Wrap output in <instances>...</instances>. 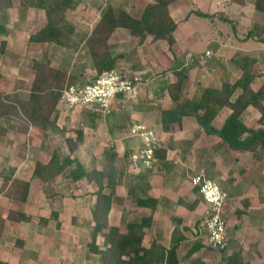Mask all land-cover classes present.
Instances as JSON below:
<instances>
[{"label": "rangeland", "instance_id": "rangeland-1", "mask_svg": "<svg viewBox=\"0 0 264 264\" xmlns=\"http://www.w3.org/2000/svg\"><path fill=\"white\" fill-rule=\"evenodd\" d=\"M151 1L75 0L72 9L67 10L65 22L72 27L71 32L75 27L80 29L78 39L72 38L70 48L65 49H58L55 44H28L25 39H13L12 45L9 41V47H5L4 53H0V92L15 93L14 96L26 99L32 86V77L34 78L32 65L35 60L49 59L50 65L57 69L60 65L67 66L69 71L74 69L76 81L80 84L91 81L95 72L90 68L85 38L98 23L101 13L108 6H113L138 14ZM175 4V18L183 23L187 21L186 25L180 26V46L177 53L184 56L181 57L184 62L187 59L190 62L191 55L205 57L207 50L212 52L210 58H201L189 63L192 68L184 82L183 94L191 97L197 90L210 87L209 80L205 78L208 68L213 66L212 69H217L223 74L224 62L234 56L233 45L244 39L253 23L263 22L264 17L255 12L251 3L242 7L230 3V0H178ZM197 12L210 14V17H201ZM67 18L77 25L74 27ZM233 23L237 24L236 31L240 29L241 37L234 35ZM189 24L194 27L193 30L191 27L187 28ZM151 40V37H147L143 43H139L137 36H131L128 31L121 29L115 30L109 40L114 55L124 53V57L117 59V64L129 78L135 80L139 90V98L126 103V108L130 110L137 105L142 113L139 119L126 116L121 118L123 103L115 105L112 117L124 123L122 131H114L118 137L123 138L121 141L112 143L108 140L109 117L98 114L93 116L81 108L58 106V130H53L50 133L51 138L46 140L43 133L36 130L32 131V138L27 135L17 136L14 122L0 120V214L6 212L10 205L7 204V197L1 194L5 176L15 175L29 179L36 161H47L53 148L66 138H75L79 129L83 131V142L76 151V157L86 168H104L107 146L114 144L122 157L125 148L129 150L136 147L135 142L127 137L129 129L136 123H143L155 129L160 143L169 149L166 160L172 162L173 168L166 167L163 171L170 176H176V183L180 187H190L192 177L203 174L215 180L230 197L225 214L230 236L229 249L224 252L217 251L203 243L192 256L185 257L192 246L189 241L186 246L178 249L179 254L188 259H183L181 264H195L194 261L197 264H223L224 256L237 251L242 252L244 261L248 264H264V153L235 151L222 143L218 136L209 135L198 126L194 129L191 124L194 121L186 122L181 130L165 132L162 129L164 124L161 115L162 111L170 106V102L160 88L165 81L173 78L164 74L169 62L173 60V54L167 42ZM216 40H221L222 43ZM249 50L259 59V64L256 65L257 73H262L260 66L264 65V43L255 39L249 45ZM19 78L22 80L19 82L20 86L16 87L13 81ZM258 78L254 83L255 87H259L263 81V77ZM243 119L248 125L255 126L258 118L253 112H246ZM6 125L10 129L6 128L4 131ZM91 125L96 127L93 129ZM123 162L126 163H118L115 168L124 171L126 181L139 180L135 178L137 175L133 174H139L141 169L134 171L129 159ZM153 168L154 178L159 169L158 165ZM145 171L140 177L145 175ZM58 180L46 184L41 178L34 179L31 182L32 192L28 205L10 199L12 206L13 202H17L14 205L16 208L24 210L26 206L34 221L27 226H19L16 231L2 234L4 239L0 246L6 249H2V254H7V264H100L98 255L90 249L94 227L93 222V225L91 224V211L97 203V197L92 194L97 187L94 184L79 185L77 189L68 183L63 185ZM49 195H55L57 200ZM250 200L252 203L246 207L245 203ZM50 203L52 204L49 206ZM55 208L60 212L58 221L50 219ZM245 209L248 210L247 213ZM203 211L202 206L193 228L202 221ZM48 217V224L43 226L41 218ZM57 222H60V227ZM19 242H22V245ZM192 243L194 244V241ZM99 247H102V241L99 242ZM11 250L14 253H10Z\"/></svg>", "mask_w": 264, "mask_h": 264}, {"label": "trees", "instance_id": "trees-1", "mask_svg": "<svg viewBox=\"0 0 264 264\" xmlns=\"http://www.w3.org/2000/svg\"><path fill=\"white\" fill-rule=\"evenodd\" d=\"M176 0H152L137 14H134L122 7L108 6L101 15L98 23L91 33L85 38L90 58V68L95 72L92 80L97 78L104 71H118L122 76L128 75L122 67L118 66L117 59L124 57V53L114 55L112 45L109 40L117 29H125L131 36H137L139 43H143L147 37H151L152 42L163 40L168 43L169 50L173 54L172 62H169L164 74L173 75L174 79L165 81L162 92H167L174 107L162 111L163 129L168 130L171 125L181 124L184 117H193L203 127L209 135H216L222 143H225L233 150H246L252 153H264V72H256L258 58L249 54L236 59V65L241 70L240 76L235 82H224L221 87H203L197 90L191 97L184 96V82L188 77L192 64L189 65L175 52L176 40L174 32L177 23L170 14L169 6ZM75 0H21V5L25 8L34 7L44 10L46 15V25L36 33L29 36L30 43L55 44L63 48H70L72 41V27L65 22L67 10L74 6ZM230 3L238 6H246L249 3L255 12L264 17V0H230ZM10 6L9 0H0V9ZM138 12V11H137ZM201 17H210V14L197 12ZM227 21H229L227 19ZM69 26V27H68ZM234 30L237 24L233 23ZM0 35H6L3 24H0ZM254 38L264 43V21L253 23L247 31L246 38ZM6 43L0 44V53H4ZM34 78L30 93L26 99L15 97L10 94L0 92V119L6 122L16 123L17 129L25 134L30 129L41 132L46 139H50V133L58 130L57 115L58 106L73 108L61 103L60 99L65 89L70 85H84L78 83L74 75V69L68 73L50 65L49 59L35 60L33 62ZM262 76L263 81L259 87H255L256 79ZM132 79V78H130ZM133 80V79H132ZM238 95L233 99L234 94ZM117 101L122 99L118 95ZM131 102L132 100H127ZM133 102V101H132ZM252 106L259 113L255 126H250L243 119L244 113ZM227 107L230 111L224 120L221 128L213 125L218 113ZM84 111L90 115H101L92 108L84 107ZM114 110V106H113ZM127 108L121 110V118H128L125 114ZM114 112H112L113 114ZM109 117L110 133L120 131L124 128V123L119 119ZM126 118V119H127ZM96 127V125H91ZM7 129L5 128L4 131ZM130 131V129H129ZM75 138H66L62 143L55 146L47 161L38 160L32 172V178H41L44 182L53 183L59 179V183L71 184L74 187L88 185L95 182L99 188L97 203L91 211V219L94 223L93 234L90 242V249L98 255L100 264H179L177 250L179 249V237L172 247L167 249L161 245L154 244L149 248L142 245L144 238L143 223H130L127 232L122 234L119 229L111 227L108 232L107 215L110 204L106 200L104 191L106 188L114 189L117 176L120 173L115 168L114 160L117 158L116 150L113 147L106 148L105 157L109 164L103 170L89 169L84 167L76 157V151L83 142V131L78 130ZM34 134L29 137L32 138ZM133 140L137 138L131 137ZM136 147L126 150L124 160L129 159L133 151L140 145V141L135 142ZM166 149L160 146L156 148V157L164 159ZM126 163V162H124ZM149 171L150 169H143ZM144 175L147 176V172ZM145 179V178H143ZM31 182L5 176L1 186V194L9 199H14L20 203L27 201ZM74 189V188H73ZM138 189V185L129 190L133 193ZM196 194L192 201L182 200V204L188 209L195 210L203 203V198L199 196L198 189L193 187ZM222 189V188H221ZM223 190V189H222ZM58 191V190H57ZM56 198L55 195H51ZM135 197H137L135 195ZM138 205L146 206L148 201L153 200L135 198ZM57 200V198H56ZM59 201V200H58ZM59 203V202H58ZM5 215V216H4ZM0 215V237L6 229L7 223L19 224L30 222L32 217L18 210H9L6 214ZM60 212L55 208L50 219L58 221ZM226 220V219H225ZM43 226L48 224V218H41ZM143 222V221H142ZM60 227V222H57ZM197 227V226H196ZM195 227V228H196ZM176 235V234H175ZM229 235V232H228ZM99 236H103L102 247L96 244ZM185 239V238H184ZM196 241V240H195ZM200 240L194 242L185 257L192 256L200 247ZM22 245V242H19ZM196 243V244H195ZM209 247V246H208ZM230 247V236L229 246ZM210 248V247H209ZM223 250L222 252L226 251ZM0 264H7L0 262ZM223 264H248L244 261L241 251L232 252L223 257Z\"/></svg>", "mask_w": 264, "mask_h": 264}, {"label": "crops", "instance_id": "crops-1", "mask_svg": "<svg viewBox=\"0 0 264 264\" xmlns=\"http://www.w3.org/2000/svg\"><path fill=\"white\" fill-rule=\"evenodd\" d=\"M177 1L178 0L174 1L170 5V14H171L172 18L174 19V21L177 23V28L174 32V37H175V40L177 43L175 45L176 46L175 47L176 53L178 52L177 49H179V46H180V44H179L180 42H179V38H178L180 26L187 24L186 23L187 21H184L185 23H183V22H181L180 19H177L174 16V10H175V7H177L175 3H177ZM9 2H10L9 7L4 8V9H0V24H3V26L6 30V35H0V38L3 37L2 41H4L6 43V47H9V41H10L11 45L13 44V39L18 40V41L21 39H25L28 42V44H33V45H37V46L42 45L40 43H30L29 42V36L33 33L38 32L39 30H41L46 25L47 20H46V15H45L44 10L36 9L34 7L25 8L24 6L21 5V0H9ZM74 5H75V3H74ZM185 18L186 17H184V19ZM68 21H69V23H72L74 25V27H75V25H77L76 22H71L70 19H68ZM188 27H191L192 30L194 28L193 26H191V24H189V26H187V28ZM74 29L75 30L73 31L71 36H72V38H74V40H76V39H78L77 37H78V34L80 32L79 31L80 29H77L76 27ZM121 30L127 31L125 29H121ZM236 30H233V31H235L234 35L241 37V35L239 33L240 29L238 31H236ZM245 38H246V35H245L243 40H240L236 44L233 45V47H234L233 49L235 50L234 56L231 58V60L229 59L228 61H226V63L224 62L223 74L221 72H219V70H217V69H212L213 66L208 68L209 73L207 72V74L205 76V78L209 80L208 86L219 88V87H221L222 83H224V82L233 83L240 76L241 70L236 65V59L238 57L246 55L248 53H249V55L252 54L249 50V45H251L253 43V41L255 40L254 38H249V39H245ZM216 41H218V40H216ZM15 42H17V41H15ZM109 43L111 44L110 41H109ZM218 43L221 44L222 43L221 40H219ZM58 47H59L58 49H60V48L65 49V48L60 47V46H58ZM87 52H88V48H87ZM177 55L182 57V58L184 57L183 55H180L178 53H177ZM252 55L255 56V54H252ZM257 64H259V59H258ZM263 67H264V65L260 66V68L262 69L260 72H264ZM59 68H61L63 71H65L67 73L69 72L68 67L65 65H63V67L60 65ZM213 72H214V74H213ZM256 72H258L257 68H256ZM259 74H262V73H259ZM170 77H173V75H171ZM261 77L262 76H259L260 79H261ZM173 79H174V77L171 78V81H173ZM21 80L22 79L19 78V79H16L15 81H13L14 84H16L15 85L16 87L20 86L19 82ZM31 82H33V77H32ZM162 89H163V85L161 86L160 90L162 91ZM238 92L239 91H237L234 94L233 99L236 98V96L238 95ZM8 94H10L12 96L15 95V93H8ZM165 94L167 96V99L170 102L169 103L170 106L167 107L166 109H170V108L174 107V103L171 101L170 96L167 94L166 90H165ZM128 102L129 101H127V99L123 98V99H120L119 101H116L113 106L115 107L116 104L123 103L121 105L122 108L123 107L126 108L127 107L126 103H128ZM247 110H248V112H253L257 118L260 116V113L255 108H253L252 106H250ZM229 111L230 110L227 107H224L216 116L215 120L213 121V125L217 128H221L223 123H224L225 118L227 117V114L229 113ZM125 114H128L129 118L139 119V117L142 113L138 109V106L136 105L134 108H130V110L128 109L125 112ZM161 117H162V115H161ZM221 117H223V118L221 119V123H220L219 120ZM188 121H194L191 123L194 125L193 126L194 129H196L197 126L201 127L203 129V127L196 121L195 118L187 116V117H184L182 119V122L180 125L179 124L171 125L168 130L171 132H174V131L179 130V129L181 130L182 127H185L186 122H188ZM5 128L10 129V127L7 125L5 126ZM93 129H94V127H93ZM162 129H163V126H162ZM168 130H164V131L168 132ZM14 131L16 132L17 136L18 135L29 136V134L31 136L32 135L31 133L33 130L31 128L29 133L25 134L23 132L18 131L17 126L14 123ZM120 131H122V130H120ZM120 131H118V132H120ZM115 133L116 132L110 133L109 131H107L108 140H111L112 143H113V141L118 142V141H121L123 139L120 136L118 137V135H116ZM129 133H130V131L127 134L128 135L127 137L129 139H131L133 142H137V141L139 142V140H136V141L133 140L130 137ZM47 143H49V142H47ZM112 143L109 144L107 147H113L116 150V147H114V144H112ZM160 144H161L160 147L162 149H166V154H167V150H169L167 148V146H165V144H163V143H160ZM123 151L126 152V148ZM118 152L116 151L117 158L114 160V165H113L114 167L118 163L124 165V162H123L124 160L121 158L124 157L125 152H123L122 157L120 156V154ZM104 162L106 163L105 166H107L110 161H108V158L107 159L105 158ZM155 165H158V169H159L158 172L159 173H156L154 175V178L152 175L153 174L152 169H154V168L150 169L151 171L147 172L148 175L146 177L145 176L140 177L144 171L143 169H141V171L140 170H134L136 172H138V171H140V172H139V174H133V175H137V176H135L136 179L139 178V180L133 181V182L132 181H129V182L126 181L124 171H119L120 173L117 176V180H116L117 182H116L115 188L113 190L110 188L105 189V190H109V191H104V194L106 196L107 202L110 204V208L108 210V215H107V221H108L107 222V228L105 229V232H108L111 227H115V228L119 229V232L124 234L127 232V228H128V225H130V223H133V222H135L137 224L143 223V225L145 224L143 227L145 235H144V238L142 240V245L144 247L149 248L151 245L158 244V245H161V246L169 249L172 247L173 243L179 237H183V239L178 241L180 248L182 246H186V244L189 241L193 245L192 242L193 241L197 242V240H200L201 241L200 243H202V244L205 243L207 245L205 238H201V237H198L197 235H195L194 228H193L194 227L193 225H196V221L198 219L197 215H198L199 208H201L202 206L204 207V205L200 204L199 208L197 207L195 210H191L182 204V200H186V201L190 202L193 199H195L196 194L192 189V185L189 184L190 187L189 186L184 187V188L180 187L179 184L176 183V176H174V175L170 176V175L166 174L165 171H163L164 168H166V167L173 168L172 162H170L169 160H166V156L164 159L156 157ZM94 169L103 170V168H99L97 166ZM160 169L162 171H160ZM33 170H34V167H33V169H31V175H30L29 179L22 178V177H15L14 174H13L14 176H12V175H8V176L13 177V178H18L20 180H26V181L32 182L34 179H36V178H32ZM160 173H162V174H160ZM144 174H146V173H144ZM143 178H145V179H143ZM45 183L49 184L48 182H45ZM93 184L97 187V190L94 191L92 196L94 195V197H97V200H98L99 188H98L97 184L93 181L90 184H88L87 186H90ZM136 184L138 185V189H136L133 193H130L129 190H131L134 187V185H136ZM80 186H86V185H80ZM79 187H76V188L78 189ZM31 190H32V185L30 186V191H29V196H28L27 201L24 203H20V204L28 205V203L30 202L29 198L31 197L30 196L31 192H32ZM135 195L137 197H135ZM49 197L52 198L51 195H49ZM135 198L153 200V202L148 201L146 206L140 207ZM6 200H7V204H10V205L7 207V210H5L6 212H3L1 214L4 215L11 209V210H18L20 212H24L30 216L32 215L26 209V206H25V209L22 210V209H20L18 207L16 208L14 206L17 202H13L14 205L12 206L11 200L9 198H6ZM229 200H230V197L227 194V200L225 202L224 209H223L225 219H226L225 214L227 212ZM251 203H252V201L250 200L249 203H245V206L247 207ZM51 204L52 203H50L48 205L50 206ZM245 211H246V213L248 212V210H246V209H245ZM242 219L245 220L244 218H242ZM33 221H34V218L32 217V220L30 222H33ZM226 221H227V219H226ZM30 222H24V223L13 224V225L7 223L6 229L3 231V234L10 233V231H16L19 228V226H21V225L27 226V225H29ZM91 224H92V221H91ZM192 231H193V233H192ZM91 234H93V230H92ZM2 236L0 237V243L4 239V235H2ZM103 239H104L103 236H99L96 240V244L99 245V242H101V241L103 242ZM5 247H6V244H5ZM2 249L6 250L0 246V262L9 263V261L6 258L7 254L3 255L5 253L2 254ZM10 253H14V251L11 250ZM177 254H178V258H179V264L183 263V261H184L183 259L188 260L186 258H183L179 254L178 250H177ZM228 255H230V253ZM194 263L197 264V262H195V261H194Z\"/></svg>", "mask_w": 264, "mask_h": 264}, {"label": "built area", "instance_id": "built-area-1", "mask_svg": "<svg viewBox=\"0 0 264 264\" xmlns=\"http://www.w3.org/2000/svg\"><path fill=\"white\" fill-rule=\"evenodd\" d=\"M212 52L207 50L203 55L190 56L187 64L199 59L210 58ZM122 95V99L136 101L139 90L135 80L122 76L118 71H104L97 78L84 85H70L61 96L60 102L73 108L89 107L98 111L103 117L113 112V105ZM130 137L137 138L140 145L130 157V166L134 170L152 169L156 162V148L160 141L155 129L143 123H136L130 128ZM192 188L198 189V194L203 198V219L197 225L195 234L205 238L207 245L217 251H223L229 246L228 225L223 209L227 194L219 184L203 174L191 179Z\"/></svg>", "mask_w": 264, "mask_h": 264}]
</instances>
